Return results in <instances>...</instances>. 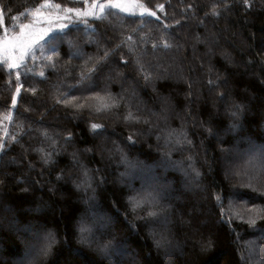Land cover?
<instances>
[{
	"label": "trees",
	"instance_id": "trees-1",
	"mask_svg": "<svg viewBox=\"0 0 264 264\" xmlns=\"http://www.w3.org/2000/svg\"><path fill=\"white\" fill-rule=\"evenodd\" d=\"M139 1L156 15L65 11L55 48L0 60V264H264V212L249 211L264 209V0ZM43 2L0 0V36ZM141 162L162 186L143 172L119 186Z\"/></svg>",
	"mask_w": 264,
	"mask_h": 264
},
{
	"label": "snow or ice",
	"instance_id": "snow-or-ice-1",
	"mask_svg": "<svg viewBox=\"0 0 264 264\" xmlns=\"http://www.w3.org/2000/svg\"><path fill=\"white\" fill-rule=\"evenodd\" d=\"M247 3V0H245ZM45 7H56L59 8V5H51L48 0H45V2L39 6H37L34 10H32V15L37 18V23L39 22L40 18H44L49 20V26L47 28H37L32 23L28 24H20L19 28L20 31L17 34H14L12 36L7 35V28H5L4 34L0 36V60H2L4 63L8 64L9 68H17L20 65H22L26 59V57L31 56L32 58H35V53L37 50L42 49L43 45L40 43L41 41L45 40V37H48V40L46 42L50 43L53 48L56 46V41L60 39V37L56 36L55 34L49 35L50 33H55L57 31L62 32L67 25L64 24H53L51 23L53 17H51L50 14H46L41 11L42 8ZM107 8H115L119 9L121 11L127 12L129 14H135L136 9H140V15H151L155 16L156 13L152 11L151 9L147 8L143 4H140L138 0H109V3L107 5L105 4H98L96 3V0H93V3L91 5V8L86 11H81L79 9H67L66 11L72 12L75 11L77 16H96L97 18H100V15L105 11ZM159 7H163L162 5ZM99 9V12L94 11L93 9ZM213 15H218L219 13L216 11V6L213 5L212 9ZM15 20L16 18L13 17ZM54 19H61V17L56 16ZM3 24V10L0 8V25ZM131 39V37H129ZM165 46H168L167 44ZM108 53L106 52L104 54V57L100 58L101 60L106 58ZM47 59L49 61H52L54 57L52 55L47 56ZM99 63V61H97ZM54 66V65H53ZM96 70L95 65L92 68L88 69V72H93ZM40 75H43V73H40ZM84 75V73H82ZM147 79V77H146ZM17 92H19V88L17 89ZM97 107V111L106 110L114 106L115 100L111 97L110 94L106 96H95L94 97ZM76 97H71L70 99L61 101L62 103L66 105H73L76 108H83L85 106H91L86 105L84 103H73L76 101ZM16 100L15 97L13 98V104L15 105ZM233 115H237V113H233ZM127 118H134L131 117V114H129V117ZM93 130L99 129L101 125L98 124H92L91 125ZM13 139H15L13 137ZM131 139V137H129ZM260 162L261 165L264 166V153L260 156ZM219 199V197H218ZM151 201L148 200L147 197H141L139 199H134L133 202V208L142 207L145 203H150ZM249 211H256L259 215L260 212H264V209H252ZM149 216L156 215L155 212H149ZM250 223H255V220H250ZM83 231V230H82Z\"/></svg>",
	"mask_w": 264,
	"mask_h": 264
},
{
	"label": "rangeland",
	"instance_id": "rangeland-1",
	"mask_svg": "<svg viewBox=\"0 0 264 264\" xmlns=\"http://www.w3.org/2000/svg\"><path fill=\"white\" fill-rule=\"evenodd\" d=\"M51 5H59V4H54L53 2H51V1H48ZM87 6H85V9L83 10V11H86V10H89L90 8H91V5H92V3H89V0H87ZM138 2L140 3V4H142L139 0H138ZM44 3V2H43ZM42 3V4H43ZM96 3H98V4H105V5H107L108 3H109V0H106V1H102V0H96ZM60 7L59 8H56V7H45V8H42L41 9V11L42 12H44V13H46V14H50L51 15V17H53V19H52V21H51V23H53V24H57L59 21L57 20V19H54L56 16H59V17H61V19H59V20H62V19H64L65 18V11L67 10V9H70L68 6H61V5H59ZM36 8V7H35ZM34 8V9H35ZM33 9V10H34ZM62 9V10H61ZM71 9H74V8H71ZM76 9H78V8H76ZM118 10V11H121V10H119V9H115V8H107L106 7V9H105V11L100 15V18L104 15V13L107 11V10ZM80 10V9H79ZM94 11H96V12H99V9L98 8H96V9H93ZM82 11V12H83ZM67 12V11H66ZM73 12H75V11H73ZM121 12H124V11H121ZM32 13V10L30 11V15H29V20L28 21H24V22H22V24H28V23H32V24H34V26L35 27H37V28H47L48 26H49V20H47V19H44V18H40L39 19V22L37 23V18L35 19L34 17H33V15L31 14ZM124 13H127V12H124ZM140 13V9L139 8H137L136 9V13L135 14H139ZM75 14H76V12H75ZM129 14V13H128ZM83 17H92V18H94V19H96L97 17L96 16H83ZM71 21V20H70ZM71 22H68L67 24H64V25H69ZM17 33H19V32H14L13 34H7V35H9V36H12V35H14V34H17ZM49 35H51V33L49 34ZM47 38V37H46ZM63 38H66V36L65 37H63ZM45 41V40H44ZM44 41H41V44L44 42ZM43 46H45V45H43ZM73 47H75V46H73ZM42 49H44V47H42ZM41 49V50H42ZM170 73V72H169ZM171 74V76L172 77H174V79H177L178 80V82H179V80H181V77H179V76H176V74L175 75H173L172 73H170ZM233 113L234 112H231V114L233 115ZM10 118H11V116H10ZM135 140V139H134ZM154 140V139H153ZM155 141L156 142H158V139L157 138H155ZM134 144L135 143H137L138 144V142L137 141H132ZM168 160V159H167ZM163 161L164 162H166L165 160H162L161 161V163L163 164ZM169 161V162H168ZM167 162L168 163H170L171 165H168V167H166L165 165L164 166H162V165H159L160 166V170H162V172L163 173H169V172H171V171H176V173H179L181 176H183L184 174H183V172H184V170H185V168H181V167H183V166H181L180 167V165L178 164V165H172V163H171V160H168ZM243 162V161H242ZM141 165H144V162H141V163H137L136 165H134V166H132V165H130V166H128L129 168H128V170H126V171H124V172H120V176H119V179H118V183H119V186H121V187H124V182H122V180H125V179H128V180H134L135 178H137L138 176H139V174L140 173H146V177L147 178H143L144 179V183L147 185H149V187L150 188H152V189H154V186L152 185V179H155V181L158 183V186H162V180H160L159 178H157L156 177V175L157 174H155V173H153L152 171V174H151V172L150 171H147V170H142L141 171V168H140V166ZM254 165H256V163H252V164H250V165H248V167H247V169L248 170H245V173L246 174H250L251 172H252V170H250V167H253ZM237 166V164H226V163H223V169H229V172H232V174L234 173L235 175L237 174V172H235L234 171V169H235V167ZM164 167V168H163ZM234 168V169H233ZM238 168V171H239V169L241 168V166L240 167H237ZM244 168H245V166H244ZM190 169V168H189ZM152 170V169H151ZM186 170H188V169H186ZM192 171V170H191ZM241 171V170H240ZM239 171V172H240ZM143 175V174H142ZM238 175V174H237ZM149 176V177H148ZM188 180H192L189 176H188V178H187ZM187 179H185V181H187ZM193 181V180H192ZM192 181H190V182H188V183H191ZM84 186H86V185H84ZM186 188H187V191H190L191 189H192V185L191 184H189V186L187 185V186H185ZM86 188H88L87 186H86ZM158 188V187H157ZM156 188V189H157ZM185 188V189H186ZM139 192H141L140 190H139ZM87 195H88V192H87ZM89 198V199H88ZM95 199V197H94V195H93V193H90L89 195H88V197H87V200H88V202H91V201H93ZM203 199L205 200L206 198H205V196H203ZM127 220H129V219H127ZM159 220V219H158ZM151 223L152 224H156L155 222H152L151 221ZM152 224H150V225H152ZM163 228V227H162ZM158 229V228H157ZM87 237H89L88 235H87ZM43 242H45V243H49L48 242V238L46 237V236H44L43 238ZM89 239V238H88ZM95 240H97V238L95 237ZM99 241V240H98ZM33 245V244H32ZM159 245V244H158ZM96 248H98L102 253H106V254H108V252H107V248L104 246V244H103V241H102V243L101 242H98V244L95 246V249ZM97 250V249H96ZM171 250V247L169 248V249H167L166 251H170ZM41 252V251H40ZM40 252L39 253H37L36 254V252H32V251H30V252H27L26 254H25V256H24V264H28L30 261H33L32 259L34 258V256L36 255V257H40ZM168 253V252H167ZM33 254V255H32ZM116 254V253H115ZM170 255V254H169ZM31 256V257H30ZM111 264H112V262H110ZM109 263V264H110Z\"/></svg>",
	"mask_w": 264,
	"mask_h": 264
}]
</instances>
